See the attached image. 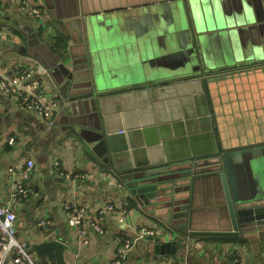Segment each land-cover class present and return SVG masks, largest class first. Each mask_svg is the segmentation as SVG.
<instances>
[{
  "label": "crops",
  "instance_id": "obj_1",
  "mask_svg": "<svg viewBox=\"0 0 264 264\" xmlns=\"http://www.w3.org/2000/svg\"><path fill=\"white\" fill-rule=\"evenodd\" d=\"M39 1L44 13L40 18H33L22 14L17 5L8 0H0V74H22V86L27 92L42 94L46 101L59 103L54 123L49 124L12 96L0 92V198L17 212V236L34 252L37 264H112L117 246L128 238H135L142 226L155 227L160 234L138 239L122 264H232L236 257L241 264H264V232L248 236H187L185 242L181 234L171 230L163 236L165 224L160 217L133 199L122 181L77 147L76 128L79 126L74 125L75 116L67 106L66 95L87 89H74L71 84L84 87L83 74L78 73L71 82L68 79H63L62 84L55 82L54 88L43 76V60L48 62L47 48L54 53L59 51L69 62L82 67L80 54L84 43L78 29L84 18L101 15L102 26L96 38L104 52L106 70L113 72L115 78L130 80L133 66L126 61H134L136 52L170 54L178 50L171 31L153 40L157 27L172 26L176 0ZM186 5L189 19H193L191 5ZM194 11L196 17H204L205 23L207 17L236 22L233 28L216 29L206 41V45L212 46L208 54L215 64L232 60L229 56L233 53L247 56L245 82L239 86L217 82V86H213L218 122L230 147L242 143L263 146L264 25L254 23L258 27L251 28V23L242 25L238 20L245 16H263L264 0H201L194 5ZM11 42L15 46H11ZM140 68L143 75L147 66ZM81 71L83 68L75 73ZM261 153L264 155V150L252 154L250 164L264 166V157L257 156ZM30 158L35 160V166L29 179L21 178L20 169L15 174L10 172L11 167ZM77 174L87 176L81 178ZM21 182L30 187L27 196L18 193ZM69 199L84 206L91 216L110 202L125 208L126 213L106 215L104 233L89 226L83 235L82 221L73 223L66 217L64 202ZM194 201L192 229L230 230L219 179L200 183ZM42 220L47 223L41 224ZM58 238L67 243L62 262L54 250H46L41 256L35 250L36 245ZM172 239L184 242L176 253L160 254L150 249L153 242ZM13 257L12 252L0 264H14Z\"/></svg>",
  "mask_w": 264,
  "mask_h": 264
},
{
  "label": "water",
  "instance_id": "obj_2",
  "mask_svg": "<svg viewBox=\"0 0 264 264\" xmlns=\"http://www.w3.org/2000/svg\"><path fill=\"white\" fill-rule=\"evenodd\" d=\"M175 2V9L185 7V20L180 27L170 26L179 48L163 59L165 64L175 63L174 67L161 65V70L154 72L160 68L157 66L143 75L136 72L131 80L115 78L113 72H107L104 52L97 43L100 15L84 18L78 29L84 43L82 67L47 48L43 76L54 88L55 82H71L78 73L83 74L84 87L71 84L74 89H87L66 95L74 125L79 126L77 147L122 181L133 199L160 217L165 224L163 236L171 230L181 234L185 242L187 236L258 235L264 232V166L250 163L252 154L264 150V145L226 144L213 88L217 82L234 86L245 82L247 56L237 55L235 61L232 58L215 64L205 49V39L216 29L233 28L236 22L207 17L205 23L204 17H196L194 11L201 0ZM186 4L191 5L193 19H189ZM175 14V18L181 17L179 12ZM238 21L258 27L254 23L264 25V15L245 16ZM81 68L83 71L75 73ZM147 72L150 74L145 75ZM211 179L221 182L230 230L192 229L196 189ZM184 242L158 240L150 244V249L160 254L176 253ZM66 245L65 239L58 238L36 245L35 250L40 256L54 250L62 262Z\"/></svg>",
  "mask_w": 264,
  "mask_h": 264
},
{
  "label": "built area",
  "instance_id": "obj_3",
  "mask_svg": "<svg viewBox=\"0 0 264 264\" xmlns=\"http://www.w3.org/2000/svg\"><path fill=\"white\" fill-rule=\"evenodd\" d=\"M9 3L17 5V10L22 14L33 18H40L44 13V7L39 0H8ZM24 76L22 74H0V92L12 96L25 109L36 113L40 118L49 124L54 123V113L59 106L56 101H46L44 96L35 92H27L22 86ZM27 92V93H26ZM11 141L14 138L10 139ZM58 164V162H56ZM35 166V160L30 158L20 165L10 168L12 174L20 169L22 179H29ZM63 174V173H62ZM70 177V174H66ZM77 177L84 178L86 174H77ZM30 191L23 182L18 184V193L22 196H27ZM65 214L68 220L76 223L82 221L84 229L82 234H86V227H92L96 232L102 234L105 232L104 220L106 215L125 214L126 209L121 208L115 202H110L102 206L96 212V215L91 216L87 213L84 206H79L73 199L64 202ZM17 212L10 203H4L0 198V263L4 261L6 256L13 252L14 264H37L36 256L27 246V243L20 240L17 236ZM41 224H46L47 221L42 220ZM160 234V231L155 227L142 226L135 238H128L123 243H120L115 251V256L112 264H122L126 259L130 249L138 239L151 238ZM88 242V240H84ZM232 264H241L240 258L236 257L232 260Z\"/></svg>",
  "mask_w": 264,
  "mask_h": 264
},
{
  "label": "rangeland",
  "instance_id": "obj_4",
  "mask_svg": "<svg viewBox=\"0 0 264 264\" xmlns=\"http://www.w3.org/2000/svg\"><path fill=\"white\" fill-rule=\"evenodd\" d=\"M184 8H185L184 6H181V8L175 10V13L179 12L181 17L175 18L173 20V23L171 24L172 26L175 25V27H180L184 23L185 19L182 17V15L185 13ZM160 12L163 13L161 10H160ZM175 15H178V14H175ZM169 30H170V28L167 25L165 27H162V25H160V27H157L156 34H153L154 35L153 40H155L156 38H160L162 36L168 35L169 34V32H168ZM176 34L180 35L181 32L177 31ZM205 40L209 41L210 38H206ZM211 48H212V46L210 44H207L206 47H205L206 53H208ZM167 54H168V52H157V53H152V54L151 53L150 54H146L145 52H143L141 54L140 53L138 54V52H136V55L134 56V61H132V60L131 61L130 60L126 61L127 63H130V66H133V67H131L132 73L129 74V75L132 76L131 79H133L134 77L137 76V75H135L136 72L140 73V71H141L140 66H147V69H146L147 71L148 70L152 71V69H154V67L160 66V68H155L154 72L155 71H160L161 70V65L174 67L173 64H175V63H171V62L168 61L171 64H165L163 62V59L167 58ZM235 55L236 54H234V53L230 54L229 58H234ZM237 55H241V54H237ZM242 55H245V54H242ZM149 74L150 73L147 72L145 75H149ZM257 156H259L261 158L264 157L263 153L257 154Z\"/></svg>",
  "mask_w": 264,
  "mask_h": 264
}]
</instances>
